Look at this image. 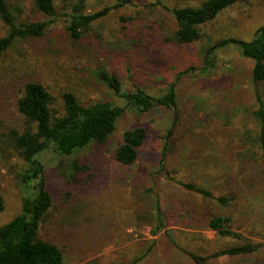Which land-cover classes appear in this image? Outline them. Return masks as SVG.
Segmentation results:
<instances>
[{
	"label": "rangeland",
	"instance_id": "1",
	"mask_svg": "<svg viewBox=\"0 0 264 264\" xmlns=\"http://www.w3.org/2000/svg\"><path fill=\"white\" fill-rule=\"evenodd\" d=\"M11 1L19 8L16 14L21 21H52L40 44L41 54L23 44L11 51L14 56L6 64L14 62L18 79H43L58 106L64 91L74 92L87 104L123 105L97 78L98 66L116 73L130 91L137 83L151 94H162L174 82L178 91L183 124L167 149L172 112L157 107L141 116L126 111L106 144L79 151L75 156L90 169L77 175V181L70 175L74 156H44L47 187L53 196L51 211L59 218L70 216L56 230L42 234L61 246L67 264H196L189 252L209 255L238 243L209 229L202 216L192 223L188 210L230 215L233 228L242 233L241 243L262 244L255 254L225 255L210 259V264H264V173L258 161L242 156L248 146L241 141L247 128L258 130L252 115L256 108L253 61L232 45L215 51L212 66L204 64L206 50L217 41L253 37L264 23V0L235 4L202 26L197 42L182 45L167 41L177 29L171 9L198 5L201 0H131L94 22L78 42H72L66 31L63 14L68 9L63 0H57L58 15L53 19L37 12L31 0ZM115 3L86 0L89 11ZM6 33L0 21V36ZM139 125L148 131L139 157L131 165L122 164L116 149L124 131ZM162 159L167 174L160 169ZM16 164L18 159L0 156V193L5 201L0 225L20 211L22 185ZM179 180L235 200L222 207L185 189ZM158 197L173 240L164 229L153 232L160 222L155 209Z\"/></svg>",
	"mask_w": 264,
	"mask_h": 264
},
{
	"label": "trees",
	"instance_id": "2",
	"mask_svg": "<svg viewBox=\"0 0 264 264\" xmlns=\"http://www.w3.org/2000/svg\"><path fill=\"white\" fill-rule=\"evenodd\" d=\"M31 1L37 12L51 19L58 15L57 0ZM242 1L244 0H201L198 5L191 3L174 6L171 12L177 29L168 36L167 41L179 45L197 42L202 36V26ZM63 3L64 9H68L63 14L67 17L66 31L72 42H78L91 30L94 22L109 15L113 9L127 6L131 0H116L114 5L96 11L87 9L86 0H63ZM18 10L11 0H0V21L7 27V33L0 36V156L19 160L15 167L20 166L18 177L22 185L19 213L0 225V264H67L61 246L42 234L43 230H56L70 216L59 218L51 211L53 196L47 187L44 156L48 153L57 158L74 156L70 175L77 181V175L83 176L90 169L88 164L75 156L79 151L91 144H106L126 111L141 116L151 113L157 107H166L172 112L171 124L165 137L167 149L173 144L171 139L173 141L183 124L178 106V91L175 82L162 94H151L137 83L132 84L134 89L130 91L116 73L98 66L97 78L124 104L112 101L87 104L74 92L64 91L58 106L54 94L43 79H18L13 74L14 62L6 64L7 59L14 56L11 51L23 44L29 45L34 54H41L40 44L46 39L45 33L52 21H21L16 14ZM232 45L238 47L243 57L253 61L251 82L256 108L252 115L256 119L258 130H245L241 141L243 147H248L244 149L242 156L258 161L264 173V23L256 29L250 40L227 37L217 41L206 50L204 64L212 66L209 64L214 59L215 51ZM187 70L192 71V68ZM9 73L11 74L7 76ZM147 136V128L142 125L127 128L123 141L115 152L117 161L125 165L135 163ZM163 162L164 159L161 160L160 169L166 170ZM165 173H168L167 170ZM178 182L185 189L222 207L229 206L235 200L226 195L216 196L210 189L201 187L196 182ZM4 209V197L0 193V214ZM155 209L160 222L153 230L154 234L164 229L173 240V235L165 227V214L161 211L159 197L155 201ZM188 213L192 223H198L202 216L209 229L223 238L238 241L237 244L209 255L189 252L196 264H210V259L225 255H252L262 246L255 242L241 243L242 233L233 228L230 215L212 211L199 215L192 210H188Z\"/></svg>",
	"mask_w": 264,
	"mask_h": 264
}]
</instances>
